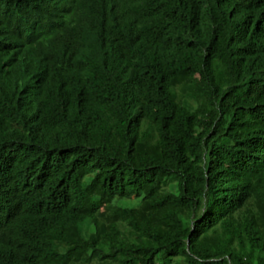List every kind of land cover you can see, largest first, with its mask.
Wrapping results in <instances>:
<instances>
[{
	"label": "trees",
	"instance_id": "1",
	"mask_svg": "<svg viewBox=\"0 0 264 264\" xmlns=\"http://www.w3.org/2000/svg\"><path fill=\"white\" fill-rule=\"evenodd\" d=\"M0 264H264V0H0Z\"/></svg>",
	"mask_w": 264,
	"mask_h": 264
}]
</instances>
